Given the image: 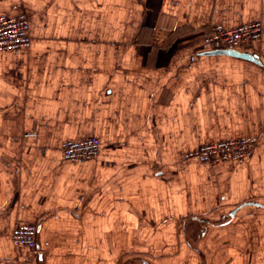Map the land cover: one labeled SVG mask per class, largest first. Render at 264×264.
Returning <instances> with one entry per match:
<instances>
[{
    "label": "crops",
    "instance_id": "crops-1",
    "mask_svg": "<svg viewBox=\"0 0 264 264\" xmlns=\"http://www.w3.org/2000/svg\"><path fill=\"white\" fill-rule=\"evenodd\" d=\"M18 14L32 39L0 51V264H264V0H0ZM256 20L236 50L251 57L206 44ZM90 136L96 157L64 158ZM233 137L258 144L182 156Z\"/></svg>",
    "mask_w": 264,
    "mask_h": 264
},
{
    "label": "built area",
    "instance_id": "built-area-1",
    "mask_svg": "<svg viewBox=\"0 0 264 264\" xmlns=\"http://www.w3.org/2000/svg\"><path fill=\"white\" fill-rule=\"evenodd\" d=\"M262 34L261 20L236 26L218 23L207 34L206 44L213 49L237 50L245 43L259 39ZM31 39L30 22L25 14L0 15V51L27 48L31 44ZM34 135V132L25 133V137ZM257 144V137L219 139L184 151L182 156L188 160L197 159L213 164L227 159L248 157ZM100 148V140L95 136L67 139L62 143L63 156L71 161L92 159L98 155ZM37 230L35 223H18L12 231L14 245L18 249L27 250L32 255L37 246Z\"/></svg>",
    "mask_w": 264,
    "mask_h": 264
},
{
    "label": "water",
    "instance_id": "water-1",
    "mask_svg": "<svg viewBox=\"0 0 264 264\" xmlns=\"http://www.w3.org/2000/svg\"><path fill=\"white\" fill-rule=\"evenodd\" d=\"M224 51H228L234 55H242V56H245V57H251L248 53H240V52H237L236 50H226V49H223Z\"/></svg>",
    "mask_w": 264,
    "mask_h": 264
}]
</instances>
